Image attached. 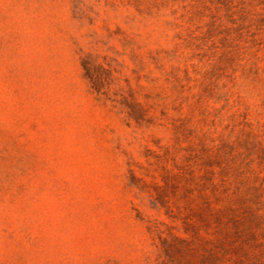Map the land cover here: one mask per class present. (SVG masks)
Masks as SVG:
<instances>
[{"label": "rangeland", "instance_id": "rangeland-1", "mask_svg": "<svg viewBox=\"0 0 264 264\" xmlns=\"http://www.w3.org/2000/svg\"><path fill=\"white\" fill-rule=\"evenodd\" d=\"M86 53L155 125L92 92ZM181 124L182 147L264 125V0H0V264L166 261L192 230L140 166Z\"/></svg>", "mask_w": 264, "mask_h": 264}, {"label": "trees", "instance_id": "trees-1", "mask_svg": "<svg viewBox=\"0 0 264 264\" xmlns=\"http://www.w3.org/2000/svg\"><path fill=\"white\" fill-rule=\"evenodd\" d=\"M80 63L92 92L118 107L128 123L156 124L151 106L138 101L109 64L97 63L91 53L81 56ZM182 125H174L176 144L156 141L158 151L147 148L148 166H140L146 175L161 178L162 185L153 184L154 198L168 213H174L173 207L158 188H171L183 199V206L174 204V217L184 213L181 218L192 230L189 240L175 236V245L163 241L166 261L159 264H264V125L254 130L248 124L250 130L235 138L232 131L228 138L200 131L187 147L178 146ZM181 150L185 153L179 155ZM128 171L137 179L133 164Z\"/></svg>", "mask_w": 264, "mask_h": 264}]
</instances>
